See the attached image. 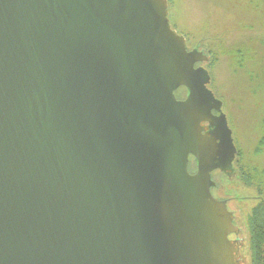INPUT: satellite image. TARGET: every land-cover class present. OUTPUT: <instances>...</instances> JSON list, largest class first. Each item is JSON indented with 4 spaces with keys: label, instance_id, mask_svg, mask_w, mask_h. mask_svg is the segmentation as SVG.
Returning <instances> with one entry per match:
<instances>
[{
    "label": "water",
    "instance_id": "water-1",
    "mask_svg": "<svg viewBox=\"0 0 264 264\" xmlns=\"http://www.w3.org/2000/svg\"><path fill=\"white\" fill-rule=\"evenodd\" d=\"M167 0H0V264H246L210 57Z\"/></svg>",
    "mask_w": 264,
    "mask_h": 264
},
{
    "label": "rangeland",
    "instance_id": "rangeland-1",
    "mask_svg": "<svg viewBox=\"0 0 264 264\" xmlns=\"http://www.w3.org/2000/svg\"><path fill=\"white\" fill-rule=\"evenodd\" d=\"M167 2L171 27L210 57L209 88L223 102L237 149L234 176L215 180L241 230L245 263L251 264L246 217L264 200V0Z\"/></svg>",
    "mask_w": 264,
    "mask_h": 264
},
{
    "label": "trees",
    "instance_id": "trees-1",
    "mask_svg": "<svg viewBox=\"0 0 264 264\" xmlns=\"http://www.w3.org/2000/svg\"><path fill=\"white\" fill-rule=\"evenodd\" d=\"M235 167V163H234ZM236 168V167H235ZM248 232L247 249L251 264H264L261 260V248L264 244V200L259 199L257 205L246 217Z\"/></svg>",
    "mask_w": 264,
    "mask_h": 264
},
{
    "label": "flooded vegetation",
    "instance_id": "flooded-vegetation-1",
    "mask_svg": "<svg viewBox=\"0 0 264 264\" xmlns=\"http://www.w3.org/2000/svg\"><path fill=\"white\" fill-rule=\"evenodd\" d=\"M186 43H187V41H186ZM187 46H188V45H187ZM188 47H191V46H188ZM195 47H198V49L203 50L204 53H205L206 55H208V54L206 53V51H205L203 48H201V47H199V46H195ZM208 56H209V55H208ZM220 193L222 194L221 190H220Z\"/></svg>",
    "mask_w": 264,
    "mask_h": 264
}]
</instances>
